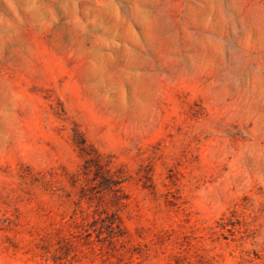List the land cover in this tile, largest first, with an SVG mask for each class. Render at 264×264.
Masks as SVG:
<instances>
[{"label":"rangeland","instance_id":"1","mask_svg":"<svg viewBox=\"0 0 264 264\" xmlns=\"http://www.w3.org/2000/svg\"><path fill=\"white\" fill-rule=\"evenodd\" d=\"M0 264H264V0H0Z\"/></svg>","mask_w":264,"mask_h":264}]
</instances>
